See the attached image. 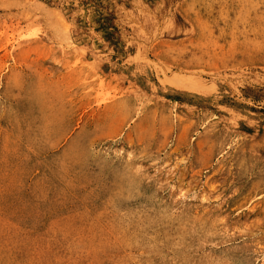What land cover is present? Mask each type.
<instances>
[{
    "label": "rangeland",
    "instance_id": "374dc122",
    "mask_svg": "<svg viewBox=\"0 0 264 264\" xmlns=\"http://www.w3.org/2000/svg\"><path fill=\"white\" fill-rule=\"evenodd\" d=\"M0 264H264V0H0Z\"/></svg>",
    "mask_w": 264,
    "mask_h": 264
}]
</instances>
